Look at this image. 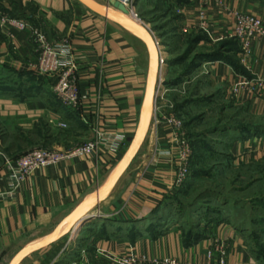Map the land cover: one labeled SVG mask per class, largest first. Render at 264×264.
<instances>
[{
  "label": "crops",
  "instance_id": "1",
  "mask_svg": "<svg viewBox=\"0 0 264 264\" xmlns=\"http://www.w3.org/2000/svg\"><path fill=\"white\" fill-rule=\"evenodd\" d=\"M95 1L121 16L110 4L112 0ZM151 3L154 6L149 7ZM137 6L140 21L153 32L154 39L162 44L170 37L169 45L162 46L170 75L181 76L189 93L184 109L204 108L190 113L204 120L210 136L191 133L201 138L195 144L200 152L196 151L195 157L205 156V143L214 142L215 149L209 155L215 154L218 173L242 169L246 161H264V103L244 92H232L242 81L264 79V39L255 40L245 54L233 38L238 13L250 14L264 23V0H139ZM154 14H160L162 25ZM3 17L25 18L32 29L43 31L49 42L67 44L69 58L78 67L80 93L87 97L79 111L65 108L52 97V79L34 73L39 54L32 29L21 32L4 27ZM183 36L190 38L189 57L196 56L186 72L181 68L190 59L183 63L172 60L170 51L172 43ZM149 64L148 49L141 40L77 0L1 3L0 144L7 156L17 159L18 150L32 145L33 138L43 141L49 129L60 132V124L71 131L69 139L42 148L64 151L73 144L69 141L79 139L82 133L78 130L92 138L99 131L122 146L38 170L18 188H13L1 159L0 264H11L25 249L49 241L58 229L54 243L29 254L19 264H113L114 259L131 253L150 261L170 258L180 264H204L210 239L227 246L228 264H264V229L247 218L224 216L223 210L212 216L209 210H201L206 222L196 228L198 239L188 240L191 233L185 234L177 201L185 185H174L177 149L169 150L172 136L164 126L153 129L152 135L161 161L151 162L149 143L135 175L128 169L100 203L88 206L113 176L124 147L133 141ZM166 152L172 157L164 156ZM195 164H191V178L193 173L203 172ZM251 202L248 197L235 203Z\"/></svg>",
  "mask_w": 264,
  "mask_h": 264
},
{
  "label": "built area",
  "instance_id": "2",
  "mask_svg": "<svg viewBox=\"0 0 264 264\" xmlns=\"http://www.w3.org/2000/svg\"><path fill=\"white\" fill-rule=\"evenodd\" d=\"M5 0H0V5ZM123 4L141 25L139 15L136 11L137 0H116ZM203 1V0H202ZM236 26L233 38L238 40L241 49L245 54L250 52L252 43L258 39H264V23L254 16L247 13H238L236 15ZM1 24L21 32L31 30L28 20L25 18H9L3 17ZM34 43L39 54L38 61L33 67V71L38 76L55 80L52 87V93L62 105L72 111H79L82 103L87 97L82 96L78 85V67L74 65L69 58V51L65 43H51L46 35L37 30L32 29ZM152 32V31H151ZM153 35V32H152ZM156 48L159 51V82L156 87L155 107L152 117L151 126L157 129L159 125H164L174 139H182L185 134L182 132L183 123L175 115H166L162 113L159 105L168 89L165 87L163 69L167 66V60L163 46L155 37ZM162 71V72H161ZM234 95L244 92L251 96L253 100L264 103V79L257 78L252 81H242L237 87L232 89ZM65 128L66 125L60 124ZM121 142L115 139H109L104 133L96 132V140L82 147L73 149L72 151H58L51 149H35L18 157L17 159L0 153L3 157L7 171L11 175L13 188H18L21 184L30 179L38 170L49 169L58 164L68 161L71 158H79L85 156H93L100 153L101 150L114 151L119 149ZM184 146L187 143L183 142ZM190 149L186 147L178 148V165L174 182L176 187H180L182 183L190 177L188 171V163L191 156ZM170 155V153L168 154ZM210 249L207 254V260L204 264H228L227 246L216 239H210ZM113 264H180L176 259L165 258L161 260H147L145 256L131 253L123 258L114 259ZM183 264V263H181Z\"/></svg>",
  "mask_w": 264,
  "mask_h": 264
},
{
  "label": "rangeland",
  "instance_id": "3",
  "mask_svg": "<svg viewBox=\"0 0 264 264\" xmlns=\"http://www.w3.org/2000/svg\"><path fill=\"white\" fill-rule=\"evenodd\" d=\"M138 2L139 0L136 1V6L138 5ZM152 6H154L153 3L149 5V7H152ZM157 7H160V5L159 6L157 5ZM137 10H138V6H137ZM137 13L140 14L141 16L140 10H138ZM154 16H155L154 19H159L158 25H162L161 23H163V21H162V18H160V14H154L153 17ZM150 19H151V16H150ZM37 30L41 31L40 29H37ZM184 37L185 36H183V38H181L180 41L176 43L175 45L172 43V47H170V51H172V53L174 54L173 58H171L172 60L177 59L178 61H182L183 63L184 62L183 60L190 59L187 65H185L184 68H181L184 72H186L188 71V67L191 63V59H194L196 56H194V58L189 57L190 53H189L188 48L190 47V38L188 37L184 38ZM170 42H171L170 37H167L164 40H162L163 46L165 45L166 47L167 45H169ZM196 59L200 61V57H197ZM167 64H169V61H167ZM166 68L168 69V72ZM169 71H170L169 66L168 67L165 66L163 69V74H164L165 80H167L165 82L166 84L165 87L166 89H168V92L165 94L164 98L160 100L159 105L162 109L161 110L162 113L166 115L177 116V118L183 123L182 132L185 134L184 138L182 139L172 138L171 139L172 145L169 147L170 148L169 150H171L174 147L177 149L176 153H178V148H181V147H186L187 149L189 148L192 154L189 159L190 161L187 164L188 171L190 172V169L192 166L191 164L195 162L196 164L200 165V166L197 165L199 166V168L203 169V172L193 173L194 177L187 178L180 186L182 188L185 185L182 188L183 190L177 199L178 208L180 212L182 213L181 215L184 216L183 220H184V225H185L184 226L185 234L187 235L188 233L194 232L195 234L193 233V235L196 236V233L198 232L196 228H198V225L202 222L203 223L206 222L204 221V219L206 218L205 212L201 210H209L210 211L209 216L216 215V211L223 210L224 213L222 212L221 213L224 216L232 214L237 219L247 218L250 221H254L252 225L255 224L256 227L258 228L260 227V229H264V222H263L264 221V161L262 162L250 161V163L249 161L248 162L246 161L245 163H247L248 165L245 164L242 167V169L238 168L236 170H231V171H228L229 169H226L225 171L218 173L215 168V165H216L215 154L211 153L209 155L210 150L213 148L215 149L216 145H214V142L205 143L207 147H203L202 152L205 153L206 155L202 156V158H199V157L196 158L195 152L196 151L199 152V149L197 145L195 144H197L201 138L190 136V135L191 133H193V135H198L202 133L203 136H205L206 134V138H207V136H209L207 135L208 134L207 131L209 130H207L208 128H205L204 120H201V118L197 120L195 118L197 116H194L195 113H192V114L190 113L192 111L195 112V109H197V112H196L197 114L201 111H204V108L199 106L198 108H195L192 111L184 109L185 108L184 99L187 98V96L189 95V93H187V90H184V87H185L184 86L185 83L183 82L184 79L180 78L181 76L179 77L171 76ZM159 73L160 71H158V82H159ZM39 77H42V76H39ZM53 81L55 82V80ZM51 95L53 98L57 100V98L55 97L53 93ZM154 107H155V104H154ZM212 125H215V124H212ZM162 126L164 125H159L158 128ZM209 127L211 128L214 126L210 125ZM65 128L64 129L62 128L60 132L57 130L49 129L47 132L49 136L47 138L44 137L43 141H37L39 140V138L37 139L33 138L32 145L27 146L24 149L18 150L19 153L17 154H20V157H21L22 155L28 153L29 151L42 148L44 145L50 146L51 143L53 142L60 143L61 141H63V139H69V136L71 135V131ZM157 129H154V130H157ZM203 129H206V130H203ZM78 131L81 132L82 134H80L79 139H76L75 141H72V140L69 141V142H72L73 144L70 145L71 146L70 148L66 149L67 151H72L71 149L82 147L96 140V137L93 136L92 138L89 135H86L85 133H83L81 130H78ZM153 133H154L153 127L150 126L145 143L143 144L141 150L139 151L138 155L134 159L133 161L134 163H132L129 167L128 172L134 170L133 175H135V170L137 169V167L142 166L143 157L147 154V148L149 147V143H151V148H152L150 149V152L152 153L151 162L154 161L155 163L157 162L159 163V161H161L157 153L159 146L158 145L154 146V140L152 138ZM1 135L2 134L0 132V136ZM183 142L187 143V145L184 146ZM131 143L127 145L126 147L123 146L125 148L124 155L129 150ZM0 153L7 154L4 148L2 147V145L0 146ZM169 153L170 155H168ZM164 156L172 157V153L166 152L164 153ZM1 159L4 160L3 157H1L0 155V161ZM250 165H254V166L256 165V167L252 169L253 166L250 167ZM175 169L177 170V167ZM176 173L177 172H175V177H176ZM248 183H250L251 185ZM174 185H175V182H174ZM223 195H225V198H222ZM248 197H250V200L253 201L254 203L251 202L252 204L250 205L248 203H245V204L243 203L241 205L235 203L236 200L247 199ZM234 209H239V210L234 212ZM64 245L66 244L65 243L62 244L61 247H63ZM226 253H227V259H228V250L226 251Z\"/></svg>",
  "mask_w": 264,
  "mask_h": 264
},
{
  "label": "water",
  "instance_id": "4",
  "mask_svg": "<svg viewBox=\"0 0 264 264\" xmlns=\"http://www.w3.org/2000/svg\"><path fill=\"white\" fill-rule=\"evenodd\" d=\"M79 3L84 5L90 11L108 19L118 23L121 28H124L136 38L141 40L147 47L149 53V71H148V81L146 86V93L144 97V101L142 104V108L140 111V120L138 124L137 131L134 135L133 141L130 145L129 150L124 155L122 161L120 162L119 166L117 167L116 171L114 172L111 179L105 184V186L97 193L88 206H92L95 204L100 203L116 186L119 180L123 177V175L128 171L130 165L134 163V159L138 155L139 151L141 150L143 144L148 135V131L152 124V117L154 111V104H155V94H156V87L158 84V71L160 68L159 65V51L156 48L155 40L152 36L151 30L147 27L141 25L135 18L130 17V11L119 1L112 0L110 4L117 9L121 14L115 15L113 14L108 7H105L95 0H77ZM123 15V16H122ZM166 86V84H165ZM85 221H82L81 225L85 224ZM60 229H58L55 234L46 241L45 243H41L35 246H31L28 249L22 251L11 264H19L26 256L36 252L48 245L54 243L59 237Z\"/></svg>",
  "mask_w": 264,
  "mask_h": 264
},
{
  "label": "trees",
  "instance_id": "5",
  "mask_svg": "<svg viewBox=\"0 0 264 264\" xmlns=\"http://www.w3.org/2000/svg\"><path fill=\"white\" fill-rule=\"evenodd\" d=\"M215 57H219V55L216 54ZM200 59H201V57H200ZM197 60H198V59H197ZM195 64H196V63L194 62L193 65H192V67H191L192 69L195 68V66H196ZM184 76H185V75H184ZM187 238H188V240H190V239H198V237H197V236H194L192 233L189 234ZM262 256H264V250H263V252H262Z\"/></svg>",
  "mask_w": 264,
  "mask_h": 264
}]
</instances>
